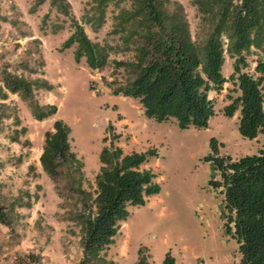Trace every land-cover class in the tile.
<instances>
[{"label": "rangeland", "instance_id": "1", "mask_svg": "<svg viewBox=\"0 0 264 264\" xmlns=\"http://www.w3.org/2000/svg\"><path fill=\"white\" fill-rule=\"evenodd\" d=\"M68 1L86 34L111 46L100 70L87 67L83 57L75 61L73 45L61 46L72 28L70 19L48 0H0V204L7 218L0 222V264H75L80 256L79 225L72 219L80 200L69 186L71 175L61 169L50 177L38 160L43 132L55 117L69 125L71 147L82 161L79 183L90 193L103 145L117 144L124 152L152 147L156 152L140 167L152 169L158 190L142 204L127 206L106 249L115 264H133L139 247L150 264H160L165 251L177 264H238L237 242L231 224L225 225L221 164L264 151V132L242 136L237 111L223 113L228 96L236 93L234 84L227 80L219 90L207 91L214 112L203 127H179L172 117H147L136 98L112 93L103 81L113 58H132V45H124L119 33L111 31L112 14L130 0H101L103 16L95 29L82 16L96 14L92 7L97 0ZM176 1L194 33L195 7L189 0ZM223 55L221 72L228 76L233 58ZM259 57V50L250 47L241 70L252 72ZM5 71L44 78L50 89L37 84L32 98L55 103L56 112L33 118L28 100L4 87ZM112 133L117 136L111 141Z\"/></svg>", "mask_w": 264, "mask_h": 264}, {"label": "trees", "instance_id": "2", "mask_svg": "<svg viewBox=\"0 0 264 264\" xmlns=\"http://www.w3.org/2000/svg\"><path fill=\"white\" fill-rule=\"evenodd\" d=\"M43 0H36L39 3ZM97 0L95 15L82 16L92 29L102 20ZM195 7L197 31L191 33L182 5L176 0H130L112 14V32L124 45L131 44L132 58H113L104 83L114 94L136 98L147 117L174 118L179 127H203L213 114L208 90H219L231 81L236 93L222 111H237V129L252 138L264 132V0H189ZM51 7L69 17L71 30L61 46L73 45V58L80 57L90 69L100 70L108 61L110 44L91 39L80 21L70 13L68 0H48ZM60 27V26H59ZM127 47V46H126ZM250 47L260 52L253 71L241 70L244 53ZM223 52L233 58L232 71L224 76ZM121 69V77L117 71ZM112 75V77H111ZM110 76V78H108ZM3 85L28 100L33 118L43 119L56 112L53 102L32 98L35 85L50 89L44 78H26L5 71ZM69 125L55 117L44 130L38 155L41 169L50 177L61 169L70 174L69 186L79 195L80 208L72 216L79 225L80 256L75 264H115L106 249L124 220L128 205L142 204L158 190L155 173L140 167L154 148L124 152L117 144L103 145L94 174L92 193L80 186L82 161L72 149ZM112 133L110 139L116 137ZM103 139L105 137L103 136ZM74 174L76 176H74ZM221 192L225 225L231 224L237 242L238 264H264V151L244 154L221 164ZM0 204V222L6 223ZM133 264H150L141 247ZM160 264H177L165 251Z\"/></svg>", "mask_w": 264, "mask_h": 264}]
</instances>
